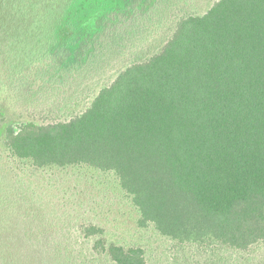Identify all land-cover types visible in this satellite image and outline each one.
<instances>
[{
    "label": "trees",
    "instance_id": "obj_1",
    "mask_svg": "<svg viewBox=\"0 0 264 264\" xmlns=\"http://www.w3.org/2000/svg\"><path fill=\"white\" fill-rule=\"evenodd\" d=\"M124 3L70 0L54 61L94 60ZM6 136L11 156L36 169L111 177L139 228L181 246L243 252L263 243L264 0H220L203 16L180 19L159 53L120 72L81 115ZM11 229L0 225V239L14 241L19 232ZM87 231V240L104 235ZM102 241L93 253L146 264L142 248Z\"/></svg>",
    "mask_w": 264,
    "mask_h": 264
},
{
    "label": "rangeland",
    "instance_id": "obj_2",
    "mask_svg": "<svg viewBox=\"0 0 264 264\" xmlns=\"http://www.w3.org/2000/svg\"><path fill=\"white\" fill-rule=\"evenodd\" d=\"M218 1L125 0L95 59L85 65L74 54L66 66L52 52L70 0H0V225L19 232L14 241L3 234L0 264H114L93 253L101 238L106 248H142L146 264H264V242L243 252L181 246L153 227L139 228L137 211L111 177L81 168L36 169L11 156L6 144L9 129L81 115L120 72L159 53L180 19L203 16ZM92 226L104 235L82 238Z\"/></svg>",
    "mask_w": 264,
    "mask_h": 264
}]
</instances>
